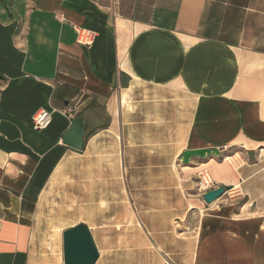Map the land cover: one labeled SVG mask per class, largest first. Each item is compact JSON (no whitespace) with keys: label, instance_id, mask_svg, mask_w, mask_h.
<instances>
[{"label":"crops","instance_id":"1","mask_svg":"<svg viewBox=\"0 0 264 264\" xmlns=\"http://www.w3.org/2000/svg\"><path fill=\"white\" fill-rule=\"evenodd\" d=\"M136 213L123 264H264V0H0V264H63L80 224L108 264Z\"/></svg>","mask_w":264,"mask_h":264},{"label":"water","instance_id":"2","mask_svg":"<svg viewBox=\"0 0 264 264\" xmlns=\"http://www.w3.org/2000/svg\"><path fill=\"white\" fill-rule=\"evenodd\" d=\"M85 132V122L81 118L74 119L63 135V144L81 150ZM229 189L230 187L218 186L203 193L202 199L207 205H211ZM98 258V249L86 226L76 225L63 232V264H95Z\"/></svg>","mask_w":264,"mask_h":264},{"label":"rangeland","instance_id":"3","mask_svg":"<svg viewBox=\"0 0 264 264\" xmlns=\"http://www.w3.org/2000/svg\"><path fill=\"white\" fill-rule=\"evenodd\" d=\"M237 153H233L226 158L227 161L232 163V166L234 168H237L234 164L235 156ZM237 158H240L239 156L236 155ZM243 162V161H242ZM229 164V163H228ZM230 165V164H229ZM206 169V168H204ZM203 170V169H201ZM200 170V171H201ZM208 170V169H206ZM199 171V172H200ZM198 172V173H199ZM210 174V173H209ZM197 188L198 191L201 193V186L199 184V178L197 176ZM225 195L221 197V199L224 200V203H233V204H240L242 202H245V197L241 194L239 188H234ZM136 229L132 231H128L127 229H123L122 231H118L116 235L112 234V236H109L104 243L99 245L100 248V260L99 263L102 261H106L108 264L113 261L117 262V264H123L125 262V257L127 254V248L132 246L128 245L126 241V236L134 234L135 236H142L144 228L140 227V220L138 219L137 213H136ZM107 236V235H106ZM113 238V239H112Z\"/></svg>","mask_w":264,"mask_h":264},{"label":"built area","instance_id":"4","mask_svg":"<svg viewBox=\"0 0 264 264\" xmlns=\"http://www.w3.org/2000/svg\"><path fill=\"white\" fill-rule=\"evenodd\" d=\"M76 34H77V42L85 47H89L91 46V44L94 41L95 35L94 33L90 32V31H86L84 29L81 28H75ZM66 114L68 116V118L71 120L75 117V110L74 109H67L66 110ZM52 121V112L47 111V110H39L37 111L33 117H32V126H33V130L37 131V132H41L44 131L45 129H47ZM233 158H235L234 164L237 168L242 166V159L241 158H237L236 155L233 156ZM230 159V158H228ZM228 163L232 166V163H230L228 161ZM233 167V166H232ZM198 178H199V184L201 186V190H202V194L217 188L218 186L216 185L215 181L213 180V178L211 177V175L209 174V171L206 169L201 170L198 174H197ZM233 188H230L228 191H226L224 193V195L226 193H228L229 191H231ZM163 264H173L170 260L166 259L164 260Z\"/></svg>","mask_w":264,"mask_h":264}]
</instances>
